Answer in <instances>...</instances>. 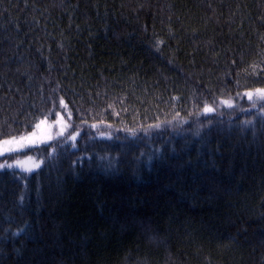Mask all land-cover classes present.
<instances>
[{
	"label": "trees",
	"instance_id": "1",
	"mask_svg": "<svg viewBox=\"0 0 264 264\" xmlns=\"http://www.w3.org/2000/svg\"><path fill=\"white\" fill-rule=\"evenodd\" d=\"M262 90L264 0H0V264H264Z\"/></svg>",
	"mask_w": 264,
	"mask_h": 264
},
{
	"label": "rangeland",
	"instance_id": "2",
	"mask_svg": "<svg viewBox=\"0 0 264 264\" xmlns=\"http://www.w3.org/2000/svg\"><path fill=\"white\" fill-rule=\"evenodd\" d=\"M264 97V90L257 93H248V99H255ZM234 104L233 100H227L225 106L232 107ZM35 135H29L27 138L17 139L16 141L9 142L8 144H0V154L5 151H19L36 145L39 141L34 137ZM37 140V141H36ZM15 162H13L14 164ZM17 164V163H16Z\"/></svg>",
	"mask_w": 264,
	"mask_h": 264
}]
</instances>
